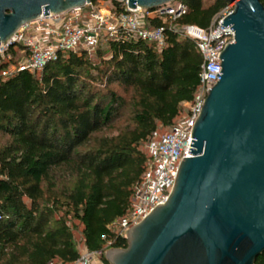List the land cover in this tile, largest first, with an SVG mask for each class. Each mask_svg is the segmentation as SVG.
I'll return each mask as SVG.
<instances>
[{
  "label": "trees",
  "instance_id": "16d2710c",
  "mask_svg": "<svg viewBox=\"0 0 264 264\" xmlns=\"http://www.w3.org/2000/svg\"><path fill=\"white\" fill-rule=\"evenodd\" d=\"M177 1L187 11L176 23L202 28L230 3ZM164 33L161 49L141 39L107 40L94 51L97 61L65 51L40 71L0 79V264L73 263V220L84 246L104 262L107 248L126 246L110 224L131 208L148 158L140 145L158 125L175 123L203 63L193 39ZM125 112L128 126L96 135ZM255 264H264V252Z\"/></svg>",
  "mask_w": 264,
  "mask_h": 264
},
{
  "label": "water",
  "instance_id": "95a60500",
  "mask_svg": "<svg viewBox=\"0 0 264 264\" xmlns=\"http://www.w3.org/2000/svg\"><path fill=\"white\" fill-rule=\"evenodd\" d=\"M90 0H0V45L41 13ZM149 10L173 0H115ZM234 32L191 130L173 187L104 251L107 264H255L264 252V5L228 0Z\"/></svg>",
  "mask_w": 264,
  "mask_h": 264
},
{
  "label": "built area",
  "instance_id": "2783aa9c",
  "mask_svg": "<svg viewBox=\"0 0 264 264\" xmlns=\"http://www.w3.org/2000/svg\"><path fill=\"white\" fill-rule=\"evenodd\" d=\"M232 8L226 6L208 28H202L176 23L187 11V5L181 1L149 10L128 7L127 2L107 7L98 0H90L63 13H41L20 26L6 44L0 45V79H3L18 71H40L47 62L57 59L60 52L92 54L107 40L141 39L161 49L165 44L166 28L195 41L203 57L199 85L193 99L183 103L184 109L175 123L159 137L153 133L144 143L148 158L140 180L132 188L131 208L126 216L110 224L119 237L125 238L131 225L164 203L173 187L178 165L187 156L191 130L218 72L219 54L233 40L234 32L221 24ZM155 20L160 24H154ZM71 264L107 263L101 252L83 246L78 259Z\"/></svg>",
  "mask_w": 264,
  "mask_h": 264
},
{
  "label": "rangeland",
  "instance_id": "374dc122",
  "mask_svg": "<svg viewBox=\"0 0 264 264\" xmlns=\"http://www.w3.org/2000/svg\"><path fill=\"white\" fill-rule=\"evenodd\" d=\"M99 2L103 3L105 6L110 7L112 4L111 0H98ZM177 0H173L171 2H169V4H175ZM212 0H205L206 3L210 2ZM229 6L233 7V2L229 3ZM92 57L93 61H97L95 54L92 53L90 54ZM118 92H121V89L118 88L117 86H113ZM130 124V120H129V115L128 112H125L120 118H118L112 126L102 130L101 132H98L96 135L100 136V135H113L116 134L118 131H120V129L128 126ZM167 130L166 127H162L161 125H158L157 130H156V136L159 137L162 133H164ZM5 138V137H4ZM140 149L143 150L144 152L146 151L145 149V145L144 143H142L140 145ZM73 222L77 225V227L74 229V236L77 242V247L80 250L83 246V237H82V226L81 224H79L76 220H73ZM52 264H60L58 261H54Z\"/></svg>",
  "mask_w": 264,
  "mask_h": 264
}]
</instances>
